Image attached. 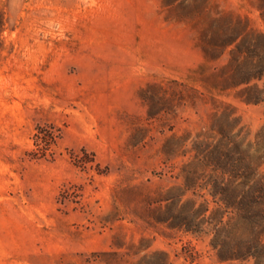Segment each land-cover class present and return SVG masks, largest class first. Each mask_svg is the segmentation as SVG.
I'll list each match as a JSON object with an SVG mask.
<instances>
[{
	"label": "rangeland",
	"instance_id": "1",
	"mask_svg": "<svg viewBox=\"0 0 264 264\" xmlns=\"http://www.w3.org/2000/svg\"><path fill=\"white\" fill-rule=\"evenodd\" d=\"M0 264H264V0H0Z\"/></svg>",
	"mask_w": 264,
	"mask_h": 264
}]
</instances>
